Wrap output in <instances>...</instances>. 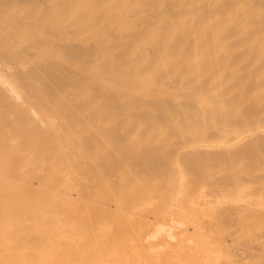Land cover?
<instances>
[{
	"label": "bare ground",
	"instance_id": "1",
	"mask_svg": "<svg viewBox=\"0 0 264 264\" xmlns=\"http://www.w3.org/2000/svg\"><path fill=\"white\" fill-rule=\"evenodd\" d=\"M0 264H264V0H0Z\"/></svg>",
	"mask_w": 264,
	"mask_h": 264
}]
</instances>
